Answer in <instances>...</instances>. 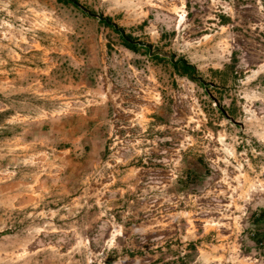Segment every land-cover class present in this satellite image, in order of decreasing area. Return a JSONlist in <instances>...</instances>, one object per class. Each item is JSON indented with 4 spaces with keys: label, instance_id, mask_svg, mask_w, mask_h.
I'll return each instance as SVG.
<instances>
[{
    "label": "rangeland",
    "instance_id": "1",
    "mask_svg": "<svg viewBox=\"0 0 264 264\" xmlns=\"http://www.w3.org/2000/svg\"><path fill=\"white\" fill-rule=\"evenodd\" d=\"M0 264H264V0H0Z\"/></svg>",
    "mask_w": 264,
    "mask_h": 264
},
{
    "label": "trees",
    "instance_id": "2",
    "mask_svg": "<svg viewBox=\"0 0 264 264\" xmlns=\"http://www.w3.org/2000/svg\"><path fill=\"white\" fill-rule=\"evenodd\" d=\"M59 1H64V0H59ZM114 27V29L116 30L117 29V26H113ZM118 31V30H117ZM121 36H122V40H123V43H124V45L127 47V48H129V49H131V50H133V51H137L138 49H139V47L137 46V44H135V43H133V42H131V40H130V36H126L125 34H124V32H122L121 33ZM184 73H188L189 71H190V68L187 66V64L186 65H184Z\"/></svg>",
    "mask_w": 264,
    "mask_h": 264
}]
</instances>
